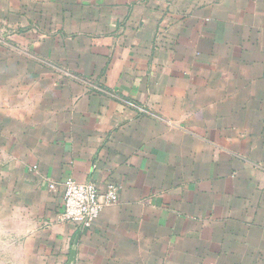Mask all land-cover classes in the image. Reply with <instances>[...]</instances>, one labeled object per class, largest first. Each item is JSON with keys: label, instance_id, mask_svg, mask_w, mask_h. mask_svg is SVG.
<instances>
[{"label": "crops", "instance_id": "obj_1", "mask_svg": "<svg viewBox=\"0 0 264 264\" xmlns=\"http://www.w3.org/2000/svg\"><path fill=\"white\" fill-rule=\"evenodd\" d=\"M0 264H264V0H0Z\"/></svg>", "mask_w": 264, "mask_h": 264}, {"label": "built area", "instance_id": "obj_2", "mask_svg": "<svg viewBox=\"0 0 264 264\" xmlns=\"http://www.w3.org/2000/svg\"><path fill=\"white\" fill-rule=\"evenodd\" d=\"M50 186L54 188L55 184ZM63 189L61 219L73 222L82 229H91L105 206L119 199V187L114 183H109L106 191L101 193L93 181L80 182L68 178L63 183Z\"/></svg>", "mask_w": 264, "mask_h": 264}]
</instances>
